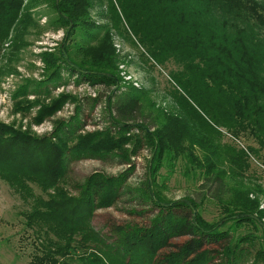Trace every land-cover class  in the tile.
Wrapping results in <instances>:
<instances>
[{
	"label": "rangeland",
	"instance_id": "1",
	"mask_svg": "<svg viewBox=\"0 0 264 264\" xmlns=\"http://www.w3.org/2000/svg\"><path fill=\"white\" fill-rule=\"evenodd\" d=\"M22 1L26 14L0 54L1 123L34 138H48L59 124L74 118L82 104V119L88 115L89 125L78 134L105 133L117 120L113 103L118 97L129 91L142 94L141 112L114 156L68 162L61 184L67 195L79 197V186L94 173L116 177L134 167L127 188L161 205L196 203L194 210L204 224L231 232L234 247L222 264H264V142L249 132L234 135L218 121L226 115L218 118L209 113L203 102L219 101L215 92L190 95L175 75L182 67L172 59L157 63L124 20H112L107 0ZM58 65L63 66L61 84H45ZM95 77H107L108 83L83 80ZM35 83H43L40 90H34ZM26 86L28 90L20 94ZM190 103L197 110L194 116L189 113ZM43 112L47 114L40 120ZM240 159L246 160V167L240 166ZM216 175L222 177L221 184L212 182ZM30 186L49 198L36 185ZM133 198L125 195L113 207L96 211L91 230L108 244L119 239L122 247L124 233L148 226L154 216L148 211L152 205H138ZM31 201L0 179V264H41L45 243L39 239L40 228L30 222ZM154 208L157 216L161 208ZM143 209L148 213H131ZM118 226L126 231H116ZM101 248L111 259L108 263H119L109 247ZM58 249L62 252L54 255L57 264H91L95 252L93 247L64 241Z\"/></svg>",
	"mask_w": 264,
	"mask_h": 264
},
{
	"label": "trees",
	"instance_id": "2",
	"mask_svg": "<svg viewBox=\"0 0 264 264\" xmlns=\"http://www.w3.org/2000/svg\"><path fill=\"white\" fill-rule=\"evenodd\" d=\"M107 1L113 12L112 20H124L157 63L172 59L182 67L175 75L190 90V95L215 92L219 101L203 102L209 113L218 118L226 115L225 119H217L234 135L249 132L264 142V0ZM82 2L88 4V0ZM60 11L64 14L61 5ZM25 14L22 0H0V54ZM62 68L56 66L44 83L58 87ZM68 69L75 72L71 67ZM107 79L83 80L107 84ZM42 84L35 83L34 90H40ZM27 90L28 86L19 92L24 94ZM141 95L140 91H129L118 97L113 103L117 120L105 133L78 134L89 125L88 115L85 121L82 119L85 113L82 104L76 108L74 118L59 124L48 138H34L0 122V179L10 182L25 199L32 198L29 203L34 211L30 222L40 228L39 239L45 243L41 264H57L54 255L62 252L58 249L62 241L67 245L76 242L93 247L91 264H111L101 245L116 254L118 264H222V258L232 251L231 232L204 224L194 210L196 203L161 205L152 199V204L146 194L127 188L126 182L134 167L116 177L92 174L79 186V197L67 195L61 185L68 162L114 156L112 153L122 147L130 124H134L141 112ZM92 108L93 104H89V109ZM189 113L190 116L197 114L191 103ZM46 114L43 112L39 119ZM121 159L126 162L125 156ZM238 163L246 167V160L240 159ZM210 168L213 169L212 164ZM222 180L216 175L212 182L221 184ZM30 185H36L49 198L45 200L43 195L34 193ZM128 194L134 195L138 205H152L153 210L148 211L154 216L148 226L124 233L122 247L119 239L114 245L108 244L97 231L91 230L89 223L96 211L113 207ZM156 205L161 208L157 216ZM145 210L131 213L143 215L148 213ZM115 230L126 231L121 226ZM181 238L187 240L182 244L173 242ZM161 252L163 255H159Z\"/></svg>",
	"mask_w": 264,
	"mask_h": 264
}]
</instances>
